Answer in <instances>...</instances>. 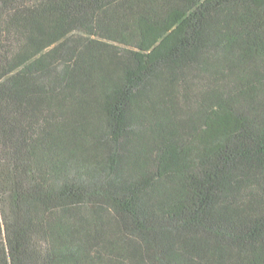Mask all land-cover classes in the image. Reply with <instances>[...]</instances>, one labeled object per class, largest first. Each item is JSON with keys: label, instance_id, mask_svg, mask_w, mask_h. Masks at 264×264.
Returning a JSON list of instances; mask_svg holds the SVG:
<instances>
[{"label": "trees", "instance_id": "trees-1", "mask_svg": "<svg viewBox=\"0 0 264 264\" xmlns=\"http://www.w3.org/2000/svg\"><path fill=\"white\" fill-rule=\"evenodd\" d=\"M0 264H264V0H0Z\"/></svg>", "mask_w": 264, "mask_h": 264}]
</instances>
